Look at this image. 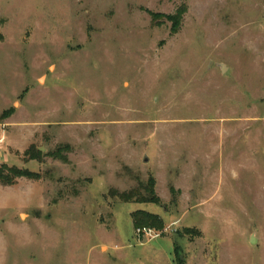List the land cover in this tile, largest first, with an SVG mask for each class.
Returning <instances> with one entry per match:
<instances>
[{
	"label": "rangeland",
	"instance_id": "obj_1",
	"mask_svg": "<svg viewBox=\"0 0 264 264\" xmlns=\"http://www.w3.org/2000/svg\"><path fill=\"white\" fill-rule=\"evenodd\" d=\"M0 139V264H264V0H0Z\"/></svg>",
	"mask_w": 264,
	"mask_h": 264
},
{
	"label": "trees",
	"instance_id": "obj_2",
	"mask_svg": "<svg viewBox=\"0 0 264 264\" xmlns=\"http://www.w3.org/2000/svg\"><path fill=\"white\" fill-rule=\"evenodd\" d=\"M184 11L183 10H179L177 11V16H169L168 19L170 21L173 22V25H176L179 20L181 19V16L183 15ZM6 114H3L1 116V119L6 118ZM30 152V151H29ZM28 154V152H27ZM31 159L35 160L37 157L35 155V153H31ZM4 169L5 167L2 166L0 168V184L5 185V186H11L13 184V181L16 177H23V176H31L34 175L30 172H28L27 170H19L17 168H12L9 169V174H5L4 173ZM146 194L145 196L141 195V193L137 190H132L128 193H122L120 194L119 198L121 200H123L124 202H129V201H134L135 203H153V204H158L160 203V199L158 198V196L155 194L154 191V181L150 180L148 186L146 187L145 190ZM133 226L134 228H150L156 232H162L164 230L165 224L163 222V220L154 214L148 213V212H144V211H137L135 213H133ZM186 232H189V230H187ZM175 251H177L175 249ZM177 255V253H176ZM177 262L178 264H182V259L181 257L178 255L177 257Z\"/></svg>",
	"mask_w": 264,
	"mask_h": 264
},
{
	"label": "built area",
	"instance_id": "obj_3",
	"mask_svg": "<svg viewBox=\"0 0 264 264\" xmlns=\"http://www.w3.org/2000/svg\"><path fill=\"white\" fill-rule=\"evenodd\" d=\"M3 143V140L0 139V145ZM141 232H145L146 233V229H139L138 230V233H141Z\"/></svg>",
	"mask_w": 264,
	"mask_h": 264
}]
</instances>
